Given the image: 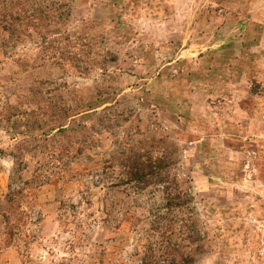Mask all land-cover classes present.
Segmentation results:
<instances>
[{
	"label": "rangeland",
	"instance_id": "rangeland-1",
	"mask_svg": "<svg viewBox=\"0 0 264 264\" xmlns=\"http://www.w3.org/2000/svg\"><path fill=\"white\" fill-rule=\"evenodd\" d=\"M22 5L44 30L0 35V264H123L144 199L105 187L107 161L162 151L161 128L213 238L193 264H264V0H41L36 20ZM80 100L112 117L72 146L52 129Z\"/></svg>",
	"mask_w": 264,
	"mask_h": 264
},
{
	"label": "trees",
	"instance_id": "trees-1",
	"mask_svg": "<svg viewBox=\"0 0 264 264\" xmlns=\"http://www.w3.org/2000/svg\"><path fill=\"white\" fill-rule=\"evenodd\" d=\"M27 1L0 0V35L3 33L7 36L3 45L13 47L23 37L30 38L32 34L41 36L44 28L39 22L22 20V15L28 12L22 4L34 6L32 13L27 16L32 20L39 19L46 8L42 7L41 0H38L39 3L32 2L35 0H31V3ZM66 7V4L57 6L59 16L65 13ZM97 94L101 97V92ZM97 107L99 105H85L84 100L75 105H68L56 116L59 119L69 118L70 121L67 124L58 123L52 131L57 135L70 137L72 146L78 144L75 135L81 134L82 138L85 131L95 128L93 125L97 124L98 129L108 128L107 124L111 122L112 115L108 114L106 109L98 112ZM83 115H87L94 124L89 128L80 125L78 131H73L68 123L75 122V118H81ZM37 129L40 130V125ZM159 131L165 141L162 151H141L136 148L129 151H113L107 161L110 180L105 187L129 191L132 195L144 199L142 207L138 204L132 205V208L136 209L141 207L144 213L137 217L130 215L126 220L128 231L121 249H127V258L123 264H193L200 255L212 249L213 238L200 219L192 181L180 168L181 151H178L173 136L163 128ZM46 135L47 133H40V136ZM37 139L36 136L24 135L20 142L26 144ZM161 141L162 139H159L158 142ZM26 152L32 151L30 149ZM74 152L77 155L81 151L77 149ZM69 153L70 151H66V154ZM69 161L70 159L63 161V164ZM33 176L35 177V174ZM120 225L121 221L115 225V229H119Z\"/></svg>",
	"mask_w": 264,
	"mask_h": 264
},
{
	"label": "crops",
	"instance_id": "crops-1",
	"mask_svg": "<svg viewBox=\"0 0 264 264\" xmlns=\"http://www.w3.org/2000/svg\"><path fill=\"white\" fill-rule=\"evenodd\" d=\"M187 50V49H186ZM194 145V147H196V145L195 144H193Z\"/></svg>",
	"mask_w": 264,
	"mask_h": 264
}]
</instances>
